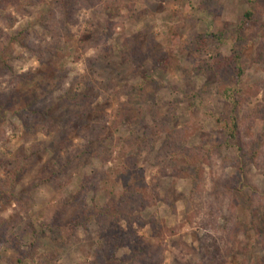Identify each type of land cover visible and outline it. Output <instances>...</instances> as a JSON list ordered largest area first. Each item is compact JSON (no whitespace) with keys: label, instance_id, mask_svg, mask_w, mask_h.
Instances as JSON below:
<instances>
[{"label":"rangeland","instance_id":"374dc122","mask_svg":"<svg viewBox=\"0 0 264 264\" xmlns=\"http://www.w3.org/2000/svg\"><path fill=\"white\" fill-rule=\"evenodd\" d=\"M4 1L0 94L19 101L13 97L0 117V179L23 173L14 191L21 202L0 198V218L17 225L15 240H0V264L28 253L33 242L40 264H97L100 239L115 225L98 218L77 226L80 206L112 204L134 163L155 199L135 214L143 223L133 229L165 246L162 264H205L201 255L215 246L222 264H264V232L253 229L264 217V158L255 163L251 150L239 148L264 138V65L256 63L264 13L259 29L246 27L244 40L237 32L253 0H94L79 9L75 25L56 26L55 37L39 23L55 8L50 0H19V9ZM24 32L37 45L50 44L51 55L44 60L25 50L16 39ZM238 52L241 78L214 70L213 58ZM33 89L56 104L59 132L46 131L44 121L28 128L16 115ZM228 89L241 103L237 141L223 127L233 109ZM140 90L149 92L147 102L135 101ZM88 91L95 99L79 120L77 102L63 106L61 99ZM71 115L83 125L65 127ZM93 125L102 128L100 138L88 139L89 154L69 162L88 144L84 130ZM61 132L69 142L59 151ZM201 154L203 163L188 167ZM115 169L124 176L111 194L100 182ZM128 255L126 248L118 258Z\"/></svg>","mask_w":264,"mask_h":264},{"label":"trees","instance_id":"16d2710c","mask_svg":"<svg viewBox=\"0 0 264 264\" xmlns=\"http://www.w3.org/2000/svg\"><path fill=\"white\" fill-rule=\"evenodd\" d=\"M19 0H5L4 2L7 5L14 7L15 9H19L21 4L18 2ZM39 3H44L45 0H38ZM3 3V2H2ZM26 5L31 6L34 3L31 1L25 2ZM92 3L94 0H50V4L55 8L51 12L49 16L46 18H42L40 20V26L42 27L45 33L51 34L53 30H56L60 27L61 30L64 28L75 25L73 23L74 18L77 15V12L82 7L89 9L92 7ZM251 8L246 12L243 18V22L238 27V39L239 41L244 40L245 34L248 32L246 29L247 26L254 25L258 29L261 27L262 16L264 11V1L261 0H253L250 2ZM60 16V17H59ZM58 26V27H56ZM53 33V32H52ZM52 37H55V34H51ZM20 39L21 46L30 53H39V56L45 60L47 55H51V53H47L49 50H52V46L50 44H46L44 47L41 45H37L33 43V39L29 38V34L27 32L20 33V38L16 36V39ZM27 40H31L32 42H28ZM27 41V42H25ZM240 53L234 54L230 59H216L213 58L212 65L214 70L218 71L220 75L222 72H227L232 70L236 73L237 78H241L244 75L243 66L241 65V57ZM99 60H94L93 64L96 65ZM256 63L264 65V39L259 46L256 54ZM93 66V65H92ZM94 67V66H93ZM27 97H23V108L16 112V115L20 117V120L25 122L26 127L35 128L39 125L40 122L44 121L46 126V131L50 132L54 129L56 132L58 130V122L62 121L61 118L57 119V108L56 104H49L47 101V96L45 98L40 97L38 93H35L34 89L30 90ZM240 92V91H239ZM148 94L146 90L136 91V100L135 101H148ZM224 95L226 100L231 101L233 105V109L231 111L230 117L223 122L224 130L228 133V137L231 141H237L241 139V129L243 128L241 124L240 117V100L235 99L234 96L231 95L230 90H225ZM16 96V102L19 101L17 95H9V97H5L2 93L0 94V117L2 119V111L4 107L8 104L14 102L13 97ZM10 98V99H9ZM76 95L74 97L68 96L61 99L62 105L67 106L70 102L76 101L74 106L81 107L80 112L77 114L79 120H84L87 113L90 111L93 100L95 96L92 92H82V94ZM12 99V100H11ZM54 102V101H53ZM134 110H132L133 112ZM120 114V113H119ZM0 119V120H1ZM65 127L67 128H76V126L83 125L81 123L75 122L73 115L68 116L67 120H65ZM47 123V124H46ZM100 126H89L84 130V132L89 133L84 136V139H94L95 141L100 138L99 132H101ZM104 129V128H103ZM67 134L66 132H64ZM60 137L63 139L60 141L61 144L59 146V151L61 147H68L67 143L69 142L66 138L63 137V133L61 132ZM264 138L255 145L240 146V151L251 150V159L257 163L260 158H264V152L260 149L263 148ZM86 146H82V152H77V156L71 154V157L68 158L66 155V159L68 158L69 162H74L80 157L82 158L84 155L89 154L90 146L92 144V140L87 141ZM138 143V141H137ZM90 144V146H89ZM228 144V142H227ZM139 147V146H138ZM69 154V153H68ZM200 154V153H199ZM205 156L202 154L199 155V158H194L190 160L193 164H189L188 167H199L201 163L205 160ZM104 162V160H103ZM134 168H137V164H132ZM60 167L63 169L65 165L61 163ZM130 167V166H129ZM134 168L129 173L130 180L126 182L121 189L116 200L105 208H100L96 205L93 207L88 206H80L79 217L77 218L78 223H74L77 226H86L91 220L100 218L101 220H106L108 223L113 224V231H104V235L100 239L98 244V248L95 252V259H97V264H162L163 254L162 249L165 246H160L156 242L146 241L140 239L136 236V231H134V226H141L143 223L138 216L135 214L137 212H143L147 206H150L154 201V192L148 187L146 184L145 178L138 171V169ZM23 171V169H22ZM20 170H17L14 173H11V177L9 174L5 176V179H0V198L6 199L5 203L10 204V202L14 201L16 204L21 202L20 199H17L14 196V191L17 186V183L20 182V176L23 173ZM123 174H120L118 169L109 170V172L105 173L100 185L103 191H109L111 194L115 193V187L117 184L121 185L122 183L118 182ZM117 179V182H116ZM112 185V187H110ZM90 187V186H89ZM108 189V190H107ZM77 222V221H76ZM80 223V224H79ZM122 223H125L126 226H122ZM17 225L15 222L3 220L0 218V240L5 241L6 239L13 237L12 240H15V229ZM254 232L258 235V232H264V217L257 220L253 223ZM18 246V243L16 242ZM216 245V244H214ZM29 252L26 254H22L19 252V255L16 259L10 261V264H40L36 260V250L38 249L37 244L35 242L30 244ZM18 248V247H17ZM129 250V255L124 258H118L119 251L123 249ZM20 251V250H19ZM221 250L215 246L212 251H206L201 255V262L205 264H222L219 261V258H222ZM181 264V263H180Z\"/></svg>","mask_w":264,"mask_h":264}]
</instances>
